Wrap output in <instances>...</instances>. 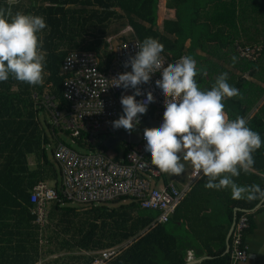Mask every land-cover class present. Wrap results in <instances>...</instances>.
I'll return each mask as SVG.
<instances>
[{
	"label": "trees",
	"instance_id": "1",
	"mask_svg": "<svg viewBox=\"0 0 264 264\" xmlns=\"http://www.w3.org/2000/svg\"><path fill=\"white\" fill-rule=\"evenodd\" d=\"M29 1L31 5L25 13L30 10L35 15H42L48 26L43 31L48 75L46 82L51 87L50 95L56 98L58 109L61 111L68 108V103L63 97V83L67 77L62 70L65 58L73 51H92L100 58L101 68L111 64L115 55L107 49V38L112 24L122 21L127 22L128 28L133 30L135 38L140 42L147 37L157 39L164 45L162 54L172 58L184 53L189 37L184 30L186 19L185 16L184 18L181 17L180 8L177 9V22L165 21L163 32L157 31L159 0ZM4 2L5 0H0V8L7 12L9 6ZM37 3L42 5L38 6ZM196 3V0L186 3V7H191V18L195 16L197 7L194 4ZM207 4L205 2L204 7ZM227 4V9L222 7V10L228 11L231 7L230 10L233 11L234 16L230 17L228 14L221 12V17L216 16L215 26L220 28L232 26L231 28L236 29V34L231 35V38L235 35L240 41V43L237 42L240 45H261L264 35L260 36L259 29L264 26V0H231ZM217 7L220 9L219 5L216 7L214 5L211 9ZM246 9L257 15L250 18L251 22L249 24V27L253 29L252 36L254 37L251 35L246 37V34H243L244 27L241 25L246 22L244 17ZM239 25L241 27H238ZM173 26L177 27L176 31L171 29ZM173 34H178V40L173 41L171 39L170 36H174ZM123 40H126V38L124 37ZM191 42L193 45L195 40ZM198 42V46L206 54L229 47V45H220L222 41L212 43V41L206 39L204 33L200 35ZM235 43L236 40L233 39L231 46L234 47ZM224 56L231 60L235 57V61L239 65L237 69L241 70L239 67H245L255 73V69L264 59V48H262L261 56L255 62L240 58L236 49L223 52L222 57L219 59ZM206 61L208 63L206 68L209 73L214 68H218V75L224 72L228 75L235 74V72L225 69L224 66L210 64V58ZM212 82H210L211 85ZM28 86L27 94L32 95L35 88L33 85ZM36 86L40 88L39 85ZM4 97L5 95L0 91V101ZM11 99L15 101L16 98L13 95ZM40 104L44 106L43 110L50 114L43 102ZM2 106L0 105V109L3 108ZM28 106L31 109L35 108L32 102ZM10 108L6 106L4 109ZM151 115L155 116L154 110L151 111ZM6 116L8 120L0 114V132L5 129V125L13 127L11 129L13 134H18L20 129H26L25 132L28 133V138L34 144L21 146H11V144L3 147L2 152L7 150L12 155L9 156L10 159L8 160L0 161V203L18 204L19 207H22V210L29 211L33 207L30 200L32 190L39 182H45L48 185L49 182H52L53 187L58 191L61 187L62 172L54 154L59 144H65L71 149L77 146L90 152H95L97 147L80 140H77L76 143H72V141L66 143L58 134L62 133L71 140L70 132L63 130L61 127H53L49 123L43 129L44 137L42 138V131L34 130V127L37 126L35 111L28 112L26 116L17 115L16 113L14 116L7 114ZM46 128L52 135L48 134ZM49 148L52 149L51 153L59 170L56 164L49 159ZM98 149L104 152L107 150L104 144L99 146ZM263 152L264 150L261 152L262 155H264ZM30 155L35 156L33 168L29 160ZM250 175L253 176L250 180L251 183L259 184L264 189V178ZM124 201H128V203L121 204ZM260 201L262 200L251 202L239 200L234 202V206L240 207L243 211H251ZM63 203L55 201L49 204L47 223L43 228L39 227L40 229L33 225V217L29 214V225H27L26 231L20 233L23 240L16 243L17 247L15 249H18L16 254L19 255L7 257L8 259L0 257V264H35L42 256L44 258L55 256V259L48 261V264H92L100 257L101 252L111 249L115 251V254L106 264H186L187 255L182 252L180 245L182 243L186 244L187 236L186 234L182 236V230H179L176 216H172L166 224L153 226L158 217V212L143 209L137 201L129 197L111 202L112 204H118V206L111 207L107 206L109 203L82 205L87 206V208L68 207L67 205L71 202L64 201ZM241 215L242 212L238 213V216ZM224 217L225 221H220L217 218L211 220L209 217H204L208 227V238L202 243L207 247L206 252L210 256L205 264H231V253H225V251L226 237L233 222V211L228 209ZM190 248L194 249L195 246L191 245Z\"/></svg>",
	"mask_w": 264,
	"mask_h": 264
},
{
	"label": "clouds",
	"instance_id": "2",
	"mask_svg": "<svg viewBox=\"0 0 264 264\" xmlns=\"http://www.w3.org/2000/svg\"><path fill=\"white\" fill-rule=\"evenodd\" d=\"M47 23L42 15L0 8V82L10 77L30 85L44 83L46 50L43 31ZM134 56L125 63L131 71L118 75L117 86L133 89L120 99L123 114L112 122L114 128L129 133L139 124L153 101L151 91L142 93L138 85L147 84L160 72L155 88L165 98L162 123L158 129H145L144 151L161 172L180 175L190 163L197 175L206 178V189H230L233 200H264L259 184L239 185L233 178L253 168V153L264 146V139L253 131L243 116L229 119L224 100L241 95L221 73L210 89H202L195 77L201 71L192 56H181L168 64L162 57L164 45L145 38ZM233 57V62H235ZM145 95L137 100L136 97ZM184 161V162H182Z\"/></svg>",
	"mask_w": 264,
	"mask_h": 264
},
{
	"label": "built area",
	"instance_id": "3",
	"mask_svg": "<svg viewBox=\"0 0 264 264\" xmlns=\"http://www.w3.org/2000/svg\"><path fill=\"white\" fill-rule=\"evenodd\" d=\"M107 43L108 50L115 51V61L108 71L101 69L100 59L93 52H72L65 58L63 72L67 77L63 83V97L68 103L66 110L58 109L57 100L52 95H47L43 100L53 125L70 132L73 139L84 143L109 139L120 132L129 133L123 128H114L112 122L123 114L121 97L133 94L134 90L117 86L119 82L115 79L119 74L131 71L130 65L126 68L125 63L135 55L141 42L133 39L117 45L108 38ZM261 52L262 48L257 45L237 48L240 57L251 61H257ZM181 56L169 58L162 54L165 64L161 71ZM160 78L158 71L147 84L137 86L142 93L151 91L153 94V101L140 120L151 115L154 110V119L162 123L165 98L155 88ZM144 98L143 94L136 97L141 101ZM144 149L142 138L138 145L126 144L121 159H112L103 152L82 154L65 144H59L54 154L61 168L62 184L59 191L45 182H39L33 188L30 200L35 224L41 228L46 225L48 206L55 201L61 204L67 201L88 205L113 202L124 197L134 199L143 209L157 211L158 217L153 226L168 223L180 206L189 185L181 190L173 183H164V172L151 163ZM200 176L193 172L194 179ZM159 181H162L160 187L157 185ZM249 223L250 215L243 212L234 227L232 239L236 260H244L247 256L244 232L249 228ZM114 254L113 249L103 251L92 264H106ZM187 257L191 259L192 255Z\"/></svg>",
	"mask_w": 264,
	"mask_h": 264
},
{
	"label": "crops",
	"instance_id": "4",
	"mask_svg": "<svg viewBox=\"0 0 264 264\" xmlns=\"http://www.w3.org/2000/svg\"><path fill=\"white\" fill-rule=\"evenodd\" d=\"M188 1L191 0H159L158 25H157L158 27H156L157 31L161 33L163 32L165 21L177 22V18H178L177 9L180 8L181 17L184 18L185 16L186 19V25H185L186 27L184 30L189 35L188 40L186 42L185 51L181 55L185 54L187 56H192L197 61V65L201 69V71L198 73L196 78L198 85L202 89H210V87L214 84L216 78L219 76L217 73L219 70L218 68H214L213 70H211V73L208 72L209 70H207L206 68V66H208V63L206 60H208L209 58H210V62H209L210 64L224 66L225 69L235 72L234 75H228V82L231 85L238 88L240 90L241 95L238 97L225 99L224 111L226 112L229 119H235L237 116H243L247 121L248 126L253 131L258 132L261 135L262 139H264V59H262L259 66L257 67L259 69L257 68L255 69V73L253 72V70H250L249 68L247 69L245 67L242 68L239 67L241 70L237 69L239 66L237 65V62L236 61L233 62V60L229 59L227 56L226 57L224 56L225 58L223 57L222 59H219L220 57H222L223 52L227 50L233 51V49L234 50L237 49V47H239L238 45H240L237 43V42L240 43V41L236 38L235 35L232 36L231 38V35H233L234 33L236 34L237 32L236 29L231 28L232 26H228L224 28L215 26L216 16L221 17L220 15L221 12L224 14H228V16L230 17L234 16L233 11L230 10L231 7L228 9V11L222 10V7L223 9H227L228 7L227 2H230L231 0H196L197 3L194 5L197 8L194 18L192 17L193 19L191 18L192 16L191 7L190 6L186 7L187 6L186 3ZM205 2L208 3L206 7H204ZM4 4H7L9 6L8 10L12 14H15L17 11L25 12L26 9L31 5L29 0H5ZM221 4H223V6H221ZM37 5L40 6L42 4L37 3ZM214 5L215 7L219 5L220 9L217 7L212 10L211 8ZM28 11L26 13H31L30 10ZM245 13H247L249 17L257 16L256 14L250 12L249 9H246ZM118 23L124 24V27L114 29L116 30V32L113 33L112 29L116 24L114 23L111 25V28L109 30L108 38L111 39V41H113L114 44L118 45L123 41H129L133 39L138 40L137 38H135L133 30L131 28H128L127 22L122 21ZM171 29L173 31H176L177 27L173 26L171 27ZM252 30L253 29H251L249 26L244 27L243 34L246 33L252 36ZM259 30H260L259 33L260 36L262 34L264 35V26H262V28ZM202 33H204L206 39L212 41V43L213 42L218 43V41H222L221 44L219 43L220 45L223 46L229 45V47L223 48L221 50L218 49L217 51L212 49L215 52L211 51L212 54L210 52L206 54L205 51L202 50L200 46H198L199 45L198 39ZM173 35L174 36H170L171 39L173 41L178 40V36H177L178 34H173ZM124 37L126 38V40H123ZM246 37L248 36L246 35ZM233 39L236 40L234 47L231 46ZM192 40H195V43L193 45L191 42ZM262 41L264 43L263 38ZM263 43L261 45L259 44L256 45L260 46L261 48H264ZM109 51L113 52L115 55V51L113 50H109ZM73 52H92V51H73ZM114 61L115 58L111 62V64L108 65L106 64L107 66L101 69L104 71H108V69H110ZM238 63L240 62L238 61ZM62 70H63V66H62ZM47 76L48 75L44 77V83L39 85L40 88H38V86L36 85H33L35 91L32 92V95L30 93L27 94L29 88L28 85H30L28 83L17 81L16 79L11 77L8 80L3 81V83H0V91L5 95L4 99L0 101L1 103L0 105H3L2 106L3 108L0 109V114L3 115L6 120H8L6 114L10 116H14L16 113L17 115L22 114L26 116L28 112L35 111L36 112L35 121L37 122V126L34 127V130H41L42 138L44 137L43 129L47 124L46 117L51 118V115L46 113L45 110H43L44 106L40 104L43 102L44 98L47 95H50L51 87L46 82ZM210 82H212V85L210 84ZM13 95L16 98L15 101L11 99ZM31 102L34 103L35 106L34 109H31L28 106V104ZM6 103H8V105H6ZM6 106H9L11 108L4 109L6 108ZM48 123L50 124V122ZM51 125L53 127L55 126L53 125V122H51ZM4 128L5 129L2 132H0V161L8 160L10 159L9 156L12 155V153L8 152L7 150L6 151L4 150V152H2L3 147H6L11 144H12L11 146L34 144V142L28 138L29 135L28 133L25 132L26 129H20V132L18 134L17 133L13 134L11 130L13 129V127L11 128L10 125H5ZM37 135H38V131H37ZM50 135L52 134L50 133ZM106 140L107 139L103 141ZM71 141L72 143H76L77 140L71 137ZM98 144L99 141L92 143L91 145H95L97 147V150L95 152L89 151V153L87 154L97 153V152L105 153L103 150L98 149L99 147ZM124 144H125L124 146L126 147V144L129 143H124ZM263 150H264V146H262L260 149H258L253 153V157L255 160V164L253 168L250 169L247 173L241 172L239 177L233 178L234 181L239 180V182H237L239 183V185H250L252 184L250 180L253 178V176L250 174L264 178V155L261 154ZM34 157H35L34 155L29 156V160L32 168L34 167ZM194 171L195 170H193V172ZM201 177L202 176H200L198 180L194 179L192 173L191 182L187 185L186 184H182V185L183 187L186 185L185 186L186 189L188 185L190 186V184H193L194 182L201 180ZM202 180L206 182L205 177H202ZM176 181L178 182V178H176L175 176L172 177L168 176L167 173H164V178H163L164 183H173L175 185ZM159 184L162 186V181H159L157 183V185ZM201 187L202 189L200 190L201 191L200 194L198 195L197 199L193 200L192 202H190V197L194 191L189 195L184 196L180 206L178 207L174 215L177 217L178 220L177 223L178 226L180 227L179 230L180 231L182 230V236L185 234L187 236L186 244L182 243L180 245L181 250L182 252H185L187 256L189 254L192 255L191 259H189L188 257L186 258V264L187 263L205 264V261L210 259V256L206 252L207 247H205L204 243H202L204 242V240L208 238V227L206 225L207 222L204 219V217H209L211 220L217 218L220 219V221L223 220L225 221L224 214L227 212L228 209H231L233 211V216L235 215V213L237 214V220L240 217L238 216V213L240 212L242 213L247 212L248 214H251L250 215L251 224L249 223V228L244 232V249L246 251L247 256L244 260H236L234 258L235 255L233 251V239L231 236L230 250L228 252L231 253V264H264V200L260 201V203L253 210L243 211L240 207L234 206V202L238 200H233L231 198L230 189L227 188L221 190L206 189L204 185H202ZM178 188L181 189L180 187ZM31 210L32 208H30L29 211L22 210V207H19L18 204H14V203H9V202L0 203V257L8 259L7 257L19 255L16 254V251L18 250L15 249L17 247L16 243L23 240V237L21 236L20 233H22V231H26L25 229L27 228V225H29L28 215L30 214L33 217ZM233 221H234V217H233ZM32 222L34 226L36 225L39 228V226L34 222V217ZM232 225L228 231L227 237L231 231ZM191 245L195 246V248L194 249L190 248ZM226 248H227V242H226ZM21 251L23 252V250ZM225 253L227 252L225 251ZM40 262L48 264V262L44 261V256H42L41 259H39V261L36 262L35 264H38Z\"/></svg>",
	"mask_w": 264,
	"mask_h": 264
},
{
	"label": "rangeland",
	"instance_id": "5",
	"mask_svg": "<svg viewBox=\"0 0 264 264\" xmlns=\"http://www.w3.org/2000/svg\"><path fill=\"white\" fill-rule=\"evenodd\" d=\"M258 15L260 14L259 12L257 13ZM246 16V17H245ZM244 17H245V19H246V22L243 24V25H241L242 27H247V26H249V24H250V22H251V20H250V18L251 17H249L248 16V14L247 13H244ZM240 25L238 26V27H241ZM120 27H124V24H122V23H116L115 24V26L113 27V29H112V32L113 33H115L116 32V30H114V29H116V28H120ZM246 34V33H245ZM247 36H248V34H246ZM241 49H245L246 47H247V45H245V46H243V45H238ZM238 48V47H237ZM236 51H237V49H236ZM44 122H45V120H44ZM46 122H47V124H48V122H50V124H51V122H52V118H50V117H46ZM45 127H46V125H45ZM46 130H47V132H48V134L50 135V132L48 131V129L46 128ZM58 136L61 138V139H63L66 143H71V140H70V138L69 137H67V136H65L64 134H62V133H59L58 134ZM103 144V140L102 141H99V146H101ZM51 148H53V147H51ZM51 148H49L48 149V156H49V159H50V161L51 162H53V163H55L56 164V166H57V169L59 170V167H58V165H57V163L55 162V160H54V158H53V155H52V153H51ZM124 148H125V146H124V143H119L114 149H107V150H105V154H106V156H108L109 158H112V159H114V158H122L123 156H124V153H125V150H124ZM74 149L76 150V151H78L79 153H82V154H87V153H89V151H87V150H84L83 148H79V147H77V146H74ZM182 162H184V161H182ZM185 163V171L183 172V173H181L180 175H173V174H170V173H167L168 174V176H175L176 178H178V182L176 181L175 182V185H177L178 187H180L181 188V190H183V189H185V186L187 185V184H189L190 182H191V179H192V173H193V168L191 167V165H190V163H188V162H184ZM198 180V179H197ZM182 184H186L184 187H183V185ZM205 184V182H204V180H202V177H201V180H199V181H196V182H194L193 184H190V186H189V189H188V191H187V194H186V196L187 195H189L190 193H192L193 191V193H192V195H191V197H190V202H192L193 200H195V199H197V197H198V195L200 194V190L202 189V185H204ZM49 185L51 186V187H53V184H52V182H49ZM159 186H161L160 184L158 185V187ZM109 204H107V206H118V204H112L111 202H108ZM126 203H128V201H124V202H122L121 204H126ZM68 207H83V208H87V206H82L81 204H77V203H70V204H68L67 205ZM55 258V256H49V257H45L44 258V261H46V262H48V261H51V260H53Z\"/></svg>",
	"mask_w": 264,
	"mask_h": 264
},
{
	"label": "water",
	"instance_id": "6",
	"mask_svg": "<svg viewBox=\"0 0 264 264\" xmlns=\"http://www.w3.org/2000/svg\"><path fill=\"white\" fill-rule=\"evenodd\" d=\"M161 122L159 120H155L153 116L149 115L147 117H143L139 124L135 127L132 133L120 132L115 137H111L107 139L104 143L106 149H114L116 145L119 143H129L131 145H138L142 141L143 133L145 129H158ZM238 211V210H237ZM237 222V214L234 215V221L231 228V231L227 237V248L226 252L228 253L230 250V239L234 230V227ZM189 264V263H187Z\"/></svg>",
	"mask_w": 264,
	"mask_h": 264
},
{
	"label": "bare ground",
	"instance_id": "7",
	"mask_svg": "<svg viewBox=\"0 0 264 264\" xmlns=\"http://www.w3.org/2000/svg\"><path fill=\"white\" fill-rule=\"evenodd\" d=\"M154 13V12H153Z\"/></svg>",
	"mask_w": 264,
	"mask_h": 264
}]
</instances>
